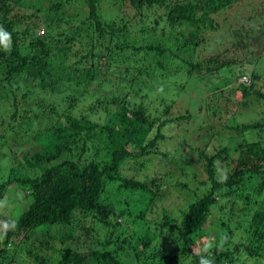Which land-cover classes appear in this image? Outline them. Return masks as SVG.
Instances as JSON below:
<instances>
[{
    "label": "trees",
    "instance_id": "16d2710c",
    "mask_svg": "<svg viewBox=\"0 0 264 264\" xmlns=\"http://www.w3.org/2000/svg\"><path fill=\"white\" fill-rule=\"evenodd\" d=\"M77 1L85 12L81 19L87 26L85 33L93 38L92 42L82 41L81 48L76 37L65 40L54 34L60 24L53 18L73 17ZM104 1L39 2L36 7L46 6L51 21L46 18L48 32L44 27L43 32L39 30V36L31 37L30 24H26L25 30L15 31L13 25L19 21L9 19L13 10L17 12L18 2L0 0V18L3 15L0 25L9 30L13 38L10 52L0 50V145L5 146V162L0 163L5 170L0 171V206L11 202L17 210L13 217L16 227L2 234L0 239V264H124L121 251L127 248L132 249L136 261L140 258L144 261L142 264L149 259L152 264H180L186 260L189 264H199V255L205 254L199 239L210 238L204 226L218 203L217 193L224 189H229L234 203L241 202L245 206L240 211L243 220L231 229L232 235L241 236L240 243L233 249H225L230 237L227 240L222 234L212 238L217 243L215 264H248L236 249L251 256L254 264H264V204L248 217L252 202L258 201L254 196L264 191V146L260 140L264 117L248 122L237 120L230 125L239 137L244 136L235 145L236 149L247 151L242 152L239 161L230 158L228 145L215 153L198 148L207 178L192 188L189 196L193 198L183 208L180 220L167 210L163 216L151 219L148 207L152 202L139 207L144 192L160 194L163 187L158 178L136 179L124 173L132 163L143 165L141 158L155 154L158 147L167 142L169 125L181 118L191 120L189 115L152 120L143 103L134 101L141 91L143 99L147 96L145 89L149 84L145 77L149 76L152 82L158 81L153 89L167 83L160 82L158 74L151 75L141 66L142 38L132 35L133 22L141 25L143 31L153 26L152 21L156 27L162 25L163 28L166 23L177 26L181 39L179 52L190 53L200 42L207 16L229 8L238 0H113L116 9L127 10L128 7L132 11L121 16L119 24L115 19H104L100 10ZM157 6L169 11L168 15L165 12V22L158 15L150 16V12L155 14ZM18 14L14 15L18 18ZM103 43L106 47L97 52ZM23 46L29 51L24 52ZM147 46L149 50L162 53L158 61L161 69L167 67V57H175V51L169 47L152 43ZM119 55L124 57L125 64L135 63L120 72V79L112 76L113 71H104L97 61L103 57L109 67H113ZM76 57L79 60L70 67L74 70L68 77L55 73L60 65L64 69L69 67ZM79 62L83 63L79 66ZM230 64V60L223 61L215 70ZM192 65L198 68L202 63ZM235 73V78L240 73L251 80H241L237 86L243 94L242 105L248 107L257 96L264 100V92L255 86L261 73L256 69ZM96 75L101 78H95ZM65 80L70 93L66 91ZM232 81L230 77L224 78L215 88L220 89ZM137 84L141 85V91L135 90ZM37 90L48 96L33 101L39 111L32 118L31 98ZM161 95L154 102L166 106L169 101ZM89 99L92 104L85 107L83 101ZM36 120L39 121L38 130L31 133ZM203 129L205 127L196 130L201 133ZM246 131L257 139L247 142ZM220 160L233 167L227 180L222 182L217 176ZM187 173L195 180L198 178L195 171ZM178 184L189 188L186 183ZM202 188L206 190L203 194ZM5 221H8L7 216ZM124 221L134 225L135 230L130 232L122 224ZM224 223L229 222L225 220ZM160 237L167 239L166 247L158 246Z\"/></svg>",
    "mask_w": 264,
    "mask_h": 264
},
{
    "label": "rangeland",
    "instance_id": "374dc122",
    "mask_svg": "<svg viewBox=\"0 0 264 264\" xmlns=\"http://www.w3.org/2000/svg\"><path fill=\"white\" fill-rule=\"evenodd\" d=\"M16 1L18 2V5H16V7H18L17 12L19 13L18 18L16 16V10H13L9 14V19H15L13 21L17 19L19 21L16 26L13 25L15 31L25 30L24 27H26V24H30L31 37L32 35L39 36V30H42L44 27L48 32L45 22L46 18L50 15L47 10H45L46 6L43 5L41 9H38L36 4L51 0ZM76 4L73 17L68 18L69 16H64L63 18H53L60 24V28L56 30L54 34H57V37L61 36L65 40L69 37H76L79 48H81L80 43L82 41L92 42L91 40H93V38L92 35L89 37L85 33V31H87V26L86 23L84 24L81 20L84 16L83 13H85L81 9L82 4L79 1H77ZM100 10L104 19H108L109 21L115 19L118 21V24L121 16H125L124 14L129 11L132 12L128 7L127 10L116 9L113 0H105ZM165 12L167 15L169 14V11L157 6L155 14L150 12V16L158 15L162 17L165 22L167 19ZM207 17L208 22L202 25V30L200 32V42L198 46H194V50L190 53H186V51L179 52L178 44H180L181 39L178 37L177 26L172 27L169 23H166L163 28L162 25L156 27L152 21L153 26L143 31L141 25L136 22L132 24V35H140L142 38L140 42L143 45H140L142 47L140 51L141 66L148 70L151 75L152 73L158 74L157 78L159 77L160 82L167 83L164 84L165 87H162L165 90L160 88V86L159 88L153 89L158 81L152 82L149 76L145 77L147 84L150 86L145 89L148 91L147 96L143 99V91L140 89L141 85L137 84L135 90L141 92L134 97V101L143 103L152 120L166 116L173 118L182 117L183 115L191 116V120L181 118L178 122L169 125L168 129L166 128V134L169 136L167 142L159 146L155 154L141 158L144 162L143 165L136 162L128 166L127 169H124L126 175H130L136 179H151L155 177L161 181V186L163 188L160 194L153 195L151 192H144L142 197L138 195L139 199L141 197L139 203L140 208L152 202L148 207L151 209V211L148 212L151 213V219L157 216H163L164 210H167L174 218L180 220L183 208L187 202H190L193 198V196H189V194L193 192L192 188L195 189L197 185H199L197 183L198 181L207 178V170L203 164L204 159L199 156L198 148L205 150L207 153H215L217 149L228 145L231 147L229 152L230 158H235V161H239L242 152L246 153L247 151L238 150L235 148V145L241 141L244 136L239 137V133L231 128L230 125L237 120L248 122L264 117V100H259L257 96L251 101L248 107H245L241 102L243 94L240 89L237 88L243 76V74L240 75L239 72L244 69H248V71L256 69V71L262 74V77L255 86L258 90L264 92V0H238L229 8L215 11ZM2 18L3 15L0 21ZM47 20L49 22L51 21L49 17ZM149 43L161 47H169L175 51V57H167L169 53L165 55V57H167L166 68L161 69L158 64V61L161 60L162 53L155 49L149 50L147 46ZM108 44L111 43H107V45ZM23 47L24 52L29 51L26 46ZM105 47L106 45L103 43L97 52L102 51ZM188 49L190 48L187 47L186 50L188 51ZM81 53H85V51L81 50ZM137 55L135 56L137 57ZM123 58L124 57L119 55L115 59L116 61H114L113 67H109V63L105 62L107 59L103 57L97 58V61L100 62L104 71H108V73L109 71H113L112 76L120 79V72L126 69L127 66L135 64L134 62L125 64V62L122 61ZM75 60H79L78 57L71 60L69 67H66V69L63 68V65H60L59 68L55 69V73L57 75L63 74L64 77H68L74 70V68L70 67L75 65ZM226 60H230L231 64L228 65L227 68L223 67L221 70L218 69L216 71V67ZM64 61L65 63H69V61ZM197 62L202 63V66L197 68L192 65ZM82 63L83 62H79V66ZM155 64L159 69L154 66ZM233 72H236L235 74L239 73V75H235V78ZM228 77L233 79L229 85H223L220 89L215 88L224 78L228 79ZM95 78L100 79L101 77L96 75ZM64 83L67 85L68 90L66 89V91L70 93L67 80H65ZM221 84H223V82ZM120 86L122 88L121 84ZM163 93H165L163 95L164 97L161 95ZM135 94L136 93L133 95ZM45 95L48 96V93L46 94L37 90L36 94L31 98V106L34 107L31 110L32 118L35 113L39 111V108L33 105V101L39 97H44L46 99ZM159 95L163 98L166 97L165 99L169 101L167 105L170 104L169 108L166 107L167 105L163 106L154 102L155 98L156 101H158ZM55 96L57 99H60V96ZM91 104V99L83 101L85 107ZM232 113L235 114L233 118L230 117ZM161 114H163V116ZM99 116L103 118L102 115ZM32 121H35V119ZM38 126L39 121L36 120L35 128L31 130V133L37 131ZM198 127H205V129L199 133L196 130ZM261 135L260 140L264 146V131ZM233 136H237L239 139H234L232 138ZM245 137L248 138L246 140L247 142H252L257 139V137L249 131H246ZM233 141L237 142L234 143ZM4 149L5 146L3 147L0 145V163L2 164L5 162L3 159V153H5ZM217 168L218 178L221 173H226L227 175L233 170V167L228 165L225 160L218 161ZM0 171H5L2 165H0ZM194 171L198 174L196 180L187 173H194ZM179 182L186 183L189 188L184 189L178 184ZM228 190L229 189H224L217 193L218 203L213 207L210 218L204 226V231H207L210 238L206 240L204 237L199 239L201 249L205 251L206 255L210 254L215 262L217 261L215 260L214 249L217 243L213 241L212 238L222 234L227 240L230 237V243H223L226 244L224 245L225 249L227 247L228 249L230 247L233 249L240 243L241 239L240 235H232L231 229L235 228L239 221L243 220V218L240 217V215H242L240 211L245 205L241 202L234 203ZM205 191L206 190L202 188L201 193L203 194ZM254 198L258 201H253L251 204V214H248L250 218L255 209H257L261 203L264 204V191L258 196H254ZM14 206L15 203L12 204L11 202L4 203L0 206V224L5 222L6 216L8 217V221H14L13 217L17 211ZM236 213L237 215L235 216ZM231 215H233V220H231ZM225 220L229 222L226 225L224 223ZM122 224L126 226L130 232L135 230L134 225V227L128 225L125 221ZM2 231L3 230L0 229V232ZM229 232L231 235H229ZM1 238L2 235H0V239ZM100 238H103V235ZM169 240L173 243V240ZM166 241L167 239L165 237H160L158 246H161V248L164 246L166 247ZM36 245H39V243H36ZM171 249L172 248H170V250ZM173 250L176 251L179 249L173 247ZM236 252L247 259L248 264L256 263L251 256H247L243 251L236 249ZM121 253L123 255L124 264H142V262H144L141 258L136 261L137 258L132 254V249L127 248L122 250ZM22 257L27 260L29 259L25 256ZM149 260H146V264H152ZM180 264H189V262L186 260ZM221 264L226 263L223 262ZM259 264L262 263L259 262Z\"/></svg>",
    "mask_w": 264,
    "mask_h": 264
},
{
    "label": "clouds",
    "instance_id": "9594fccd",
    "mask_svg": "<svg viewBox=\"0 0 264 264\" xmlns=\"http://www.w3.org/2000/svg\"><path fill=\"white\" fill-rule=\"evenodd\" d=\"M43 32V30H42ZM13 47V39H12V33L7 30L3 25H0V50L5 51V52H10ZM242 81H245L243 79V76L241 78ZM251 81V80H250ZM246 81V82H250ZM220 180L225 181L227 180V175L226 173H221L220 175ZM16 227V222L15 221H5L2 224H0V229L3 231L0 232V235L6 234L8 230L14 229ZM195 252V249L193 250ZM199 264H215L214 259L211 257L210 254L205 255V254H200L199 255Z\"/></svg>",
    "mask_w": 264,
    "mask_h": 264
},
{
    "label": "built area",
    "instance_id": "2783aa9c",
    "mask_svg": "<svg viewBox=\"0 0 264 264\" xmlns=\"http://www.w3.org/2000/svg\"><path fill=\"white\" fill-rule=\"evenodd\" d=\"M243 79L246 81H250V77L249 76H243Z\"/></svg>",
    "mask_w": 264,
    "mask_h": 264
}]
</instances>
